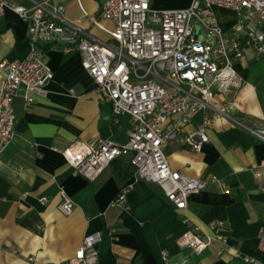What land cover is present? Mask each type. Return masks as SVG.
Here are the masks:
<instances>
[{
  "label": "crops",
  "instance_id": "crops-1",
  "mask_svg": "<svg viewBox=\"0 0 264 264\" xmlns=\"http://www.w3.org/2000/svg\"><path fill=\"white\" fill-rule=\"evenodd\" d=\"M104 2L53 0L66 6L67 21L75 22L82 32L112 43L114 24L101 21ZM189 4L190 0H152L157 10ZM215 15L224 29L236 20L234 12L220 8ZM30 52L27 24L14 12H6L0 20V62L23 60ZM260 59L250 51L235 63L243 84L219 98L228 106V116L212 119L207 128L209 143L201 152L176 142L165 146L173 170L203 180L217 177L224 185L209 184L189 198L188 210L182 212L156 185L136 180L135 174L117 176L129 158L113 162L95 182L74 175L61 151L79 141L123 145L132 120L128 115L114 119L112 104L98 96L78 52L63 47L48 51L46 61L54 79L30 111L25 112L21 96L16 99L15 135L0 157V264H67L84 237L95 233L101 234L96 264H248L237 254L264 264L259 250L264 192L254 175L264 160V143L232 120L252 128L264 126V71L261 68L260 75L253 76L251 70ZM202 121L199 113L184 126V135L195 133ZM129 185L133 187L126 193L127 208L112 206ZM61 190L75 205L69 216L58 209ZM185 219L206 233L211 223L224 222L228 247L221 252L216 244L200 254L179 248L176 240L187 230Z\"/></svg>",
  "mask_w": 264,
  "mask_h": 264
},
{
  "label": "built area",
  "instance_id": "built-area-1",
  "mask_svg": "<svg viewBox=\"0 0 264 264\" xmlns=\"http://www.w3.org/2000/svg\"><path fill=\"white\" fill-rule=\"evenodd\" d=\"M216 8L236 14L229 28L218 24ZM8 11L27 24L31 52L23 60L0 62V157L15 135L16 99L22 97L28 112L37 96H46V87L54 79L46 53L63 47L80 54L98 96L112 104L114 119L128 115L132 120L123 145L79 141L61 151L75 176L95 182L113 162L129 158L135 179L156 185L182 212L188 210L189 198L209 184L224 187L217 177L203 180L173 170L164 148L176 142L201 152L209 143L207 128L212 119L228 116L229 108L219 98L243 84L235 63L250 51L264 58V0H190L185 8L166 10L153 8L152 0H105L101 21L114 24L112 43L82 32L75 22L67 21L66 6L53 0H0V20ZM92 22L100 25L98 20ZM199 113H203L202 124L195 133L184 135V126ZM232 120L264 143V126L252 128ZM254 175L264 192V160ZM132 187L123 188L112 206L127 208L126 193ZM46 202L44 198L42 203ZM58 209L66 216L75 209L63 190ZM184 223L187 230L176 240L179 248L200 254L216 244L221 252L228 247L224 222L211 223L209 233L188 219ZM100 241V233L86 235L67 264H96ZM259 250L264 255V220ZM237 257L259 264L255 258Z\"/></svg>",
  "mask_w": 264,
  "mask_h": 264
},
{
  "label": "trees",
  "instance_id": "trees-1",
  "mask_svg": "<svg viewBox=\"0 0 264 264\" xmlns=\"http://www.w3.org/2000/svg\"><path fill=\"white\" fill-rule=\"evenodd\" d=\"M47 49V48H46ZM252 67V75H260L261 73V68L262 70L264 71V58L263 59H260L259 61H257L256 63L252 64L251 65ZM258 68V69H257ZM256 69V70H255ZM258 72V73H257ZM133 167L134 170L130 172L131 168L130 167ZM135 174V167L131 164V161L129 159V163L127 164H124L123 167L117 172V176L120 178V179H124L125 177H129L131 175H134Z\"/></svg>",
  "mask_w": 264,
  "mask_h": 264
}]
</instances>
